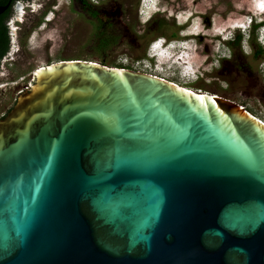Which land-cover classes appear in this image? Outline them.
Listing matches in <instances>:
<instances>
[{
	"label": "water",
	"instance_id": "1",
	"mask_svg": "<svg viewBox=\"0 0 264 264\" xmlns=\"http://www.w3.org/2000/svg\"><path fill=\"white\" fill-rule=\"evenodd\" d=\"M0 264H264V123L146 72L41 66L0 118Z\"/></svg>",
	"mask_w": 264,
	"mask_h": 264
},
{
	"label": "rangeland",
	"instance_id": "2",
	"mask_svg": "<svg viewBox=\"0 0 264 264\" xmlns=\"http://www.w3.org/2000/svg\"><path fill=\"white\" fill-rule=\"evenodd\" d=\"M37 1L40 8L42 0ZM142 1L115 0L122 7L114 16L113 25L104 30L118 34V39L102 54L96 49L90 22L65 10L67 0H57L61 10L55 17L49 13L53 17L51 23H43L33 37L22 39L20 50L13 56L15 60L0 65V118L11 110L35 70L60 60L79 58L98 63L104 60L110 67L146 72L194 92L228 98L264 123V47L261 54L254 56L260 46L258 34L253 32L248 39L240 28L244 29L249 18L253 22L255 18L264 21V0H152L147 8ZM159 8L165 10L164 18L154 23L151 30L157 34L137 37L151 14L161 12ZM39 14L38 10L30 19ZM28 19L26 16L25 21ZM235 28L242 37L239 47H231L226 41ZM183 34L188 39L181 44L187 50L176 63L160 58L150 61L147 47L151 38L157 35L153 39L162 36L171 40V36L179 39ZM237 62H242L245 69L239 68Z\"/></svg>",
	"mask_w": 264,
	"mask_h": 264
},
{
	"label": "flooded vegetation",
	"instance_id": "3",
	"mask_svg": "<svg viewBox=\"0 0 264 264\" xmlns=\"http://www.w3.org/2000/svg\"><path fill=\"white\" fill-rule=\"evenodd\" d=\"M56 1L42 0L41 7L38 8L39 2L37 0H0V7H3V10L0 12V65L15 60L13 56L17 55V50H20L23 42L22 39L24 41L30 39L33 37V32L41 29L43 23L46 25L51 23L53 17H49V13H52L55 17V14L61 10V8L58 9L59 5L56 4ZM63 6L67 8L65 10L75 13L78 17L86 18L90 22L94 32L102 28L111 27L114 23V16L119 13L122 7L121 4H116L115 0H67ZM38 10L40 14L31 20L30 16ZM123 12L124 10L122 14ZM26 16L29 17L27 21H25ZM162 18H164L163 12L152 13L150 19L148 18L149 20L146 22L147 25L139 32L137 37L144 39L150 36V34H157L156 32L151 33L152 26L156 22L159 23ZM18 26L20 29L17 30ZM237 30V28L233 29L234 34L230 42H235L237 34H239ZM153 38L148 41L147 48L155 41L156 38ZM170 38L175 39V36H171ZM186 39H188L187 36L179 38V40ZM227 44L230 46L228 42ZM231 45V47H235L234 44ZM149 58L143 57L146 60H149ZM224 60L229 62L227 59ZM237 65L242 69L246 67H244L242 62H237Z\"/></svg>",
	"mask_w": 264,
	"mask_h": 264
},
{
	"label": "clouds",
	"instance_id": "4",
	"mask_svg": "<svg viewBox=\"0 0 264 264\" xmlns=\"http://www.w3.org/2000/svg\"><path fill=\"white\" fill-rule=\"evenodd\" d=\"M152 2V0H143V6L148 7L149 4ZM158 11L164 12L165 10L159 8ZM154 12H157L154 11ZM153 12V13H154ZM241 31H243L244 35L246 34V37L249 39L251 36V33L256 32L258 34V43L262 47H264V21L262 19L257 20L254 19V22L251 18H249V21L247 25L242 29V26L240 27ZM238 29V28H237ZM239 30V29H238ZM183 36H186V34H183ZM232 36L227 37V40H231ZM183 40L179 39H171L167 40L165 37H159L157 40L153 41L149 49L147 51V54L149 55L150 59H156L160 58L161 60H164L168 63H176V61L179 60L180 54L187 50V47H184L181 43ZM183 65L186 64V62H182ZM194 75H197L195 73H191Z\"/></svg>",
	"mask_w": 264,
	"mask_h": 264
},
{
	"label": "trees",
	"instance_id": "5",
	"mask_svg": "<svg viewBox=\"0 0 264 264\" xmlns=\"http://www.w3.org/2000/svg\"><path fill=\"white\" fill-rule=\"evenodd\" d=\"M117 35L118 34H115V33L114 34L113 33H107L103 28L101 30L94 32L95 42L97 43L96 49H98L102 54H104L105 50H108L113 44L116 43V41L118 39ZM241 39H242L241 35L237 34L235 42H230V41H227V42L230 43V46H231V44H234L235 47H239ZM262 52H263V48L261 46H259L258 50L254 51L253 55L257 56V55L261 54ZM75 59H79V58H75ZM85 60H89V59H85ZM101 64L106 65V63H104V60H103V62H101ZM115 67L123 68L122 66H115ZM4 116L5 115H3L2 117H4Z\"/></svg>",
	"mask_w": 264,
	"mask_h": 264
},
{
	"label": "bare ground",
	"instance_id": "6",
	"mask_svg": "<svg viewBox=\"0 0 264 264\" xmlns=\"http://www.w3.org/2000/svg\"><path fill=\"white\" fill-rule=\"evenodd\" d=\"M221 13V12H220ZM183 64V63H182ZM39 69V68H38ZM179 86V85H178ZM192 91V90H191ZM194 92V91H193ZM194 93H198V94H203L202 92H194Z\"/></svg>",
	"mask_w": 264,
	"mask_h": 264
}]
</instances>
